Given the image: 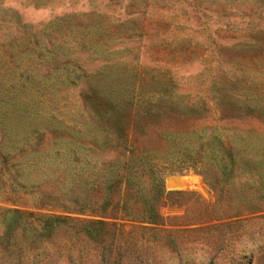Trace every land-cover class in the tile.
Listing matches in <instances>:
<instances>
[{"label":"rangeland","instance_id":"374dc122","mask_svg":"<svg viewBox=\"0 0 264 264\" xmlns=\"http://www.w3.org/2000/svg\"><path fill=\"white\" fill-rule=\"evenodd\" d=\"M125 116L158 224L107 206ZM0 264H264V0H0Z\"/></svg>","mask_w":264,"mask_h":264},{"label":"trees","instance_id":"16d2710c","mask_svg":"<svg viewBox=\"0 0 264 264\" xmlns=\"http://www.w3.org/2000/svg\"><path fill=\"white\" fill-rule=\"evenodd\" d=\"M173 102L169 103L168 106L172 107ZM127 105L134 106V105H147L149 106V102L140 103L139 101L134 102H120L118 100H112L109 101V110L111 112L112 116V109L118 108L119 106L128 107ZM125 116V119L122 118L120 121L115 122L113 119L111 120V125L107 126L105 133V143L110 144L111 142V135L118 136L119 141L121 140V144L123 145L124 151L127 152L129 155V158L127 162L124 163L122 170L127 174V178L125 181H121L119 185H115L114 183L108 184L107 190H108V198H107V206H111V202L113 201V190L117 189L116 191L119 192V199L116 203V207H121L125 212H128L127 214L134 216L135 214L132 213L130 210L133 206L140 207L139 214H142L144 218L149 223H155L158 224L161 222V220L164 218L159 213V206L161 205V200L168 196V192L165 191L164 185H163V175H161V170L156 169L158 165H161L162 163H165V159L168 158L169 155H171V152H169L168 147L164 150H161L155 145H150L148 147H142V150L137 149L136 146L133 144V131L130 129V120ZM177 136H181L180 131H168L166 135L167 143H172L176 140ZM174 146V145H173ZM140 153V155L138 154ZM222 155L226 156L229 161H234L236 163H240V158L235 159L233 154L229 152L227 148L223 151ZM142 156V159H139ZM144 157V158H143ZM217 158V156H216ZM223 158V157H222ZM206 164V163H205ZM204 165V163H203ZM201 165V168L204 167ZM112 167V165H110ZM194 166V164H193ZM228 168L227 164L223 166L224 172H226V169ZM149 171V177L152 180V186L150 190L152 191L153 197L151 199H147V195L144 194L143 190L145 188L139 187L135 188L133 187L131 183V176H138V174L145 175V171ZM111 171H109L110 173ZM121 183H123L122 188L119 189V186H121ZM115 185V186H114ZM120 190V191H119ZM150 192V191H149Z\"/></svg>","mask_w":264,"mask_h":264}]
</instances>
